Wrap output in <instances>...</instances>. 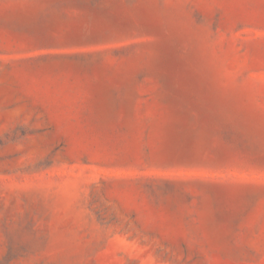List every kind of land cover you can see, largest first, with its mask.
Masks as SVG:
<instances>
[{
	"label": "rangeland",
	"instance_id": "374dc122",
	"mask_svg": "<svg viewBox=\"0 0 264 264\" xmlns=\"http://www.w3.org/2000/svg\"><path fill=\"white\" fill-rule=\"evenodd\" d=\"M0 264H264V0H0Z\"/></svg>",
	"mask_w": 264,
	"mask_h": 264
}]
</instances>
